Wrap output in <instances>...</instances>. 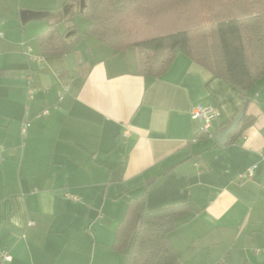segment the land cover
Wrapping results in <instances>:
<instances>
[{
  "label": "crops",
  "instance_id": "0c3cea01",
  "mask_svg": "<svg viewBox=\"0 0 264 264\" xmlns=\"http://www.w3.org/2000/svg\"><path fill=\"white\" fill-rule=\"evenodd\" d=\"M68 3L78 7L0 0V256L126 264L113 248L116 226L144 192L147 211L189 208L169 234L177 256L168 264H264V75L244 107L236 86L180 51L157 77L82 32L75 51L40 56L36 36L71 14L27 30L41 18L23 23L20 13ZM197 104L220 111L213 137L196 136ZM241 110L238 134L218 144Z\"/></svg>",
  "mask_w": 264,
  "mask_h": 264
},
{
  "label": "trees",
  "instance_id": "16d2710c",
  "mask_svg": "<svg viewBox=\"0 0 264 264\" xmlns=\"http://www.w3.org/2000/svg\"><path fill=\"white\" fill-rule=\"evenodd\" d=\"M87 0L84 34L115 53L130 52L137 74L157 77L182 52L214 75L247 92L264 75V0ZM71 4L41 12L39 18H65ZM71 25L66 33L75 29ZM55 23L36 36L39 55L63 56L76 50L78 30L65 37ZM245 115L241 122L243 123ZM241 122L230 134L239 132ZM197 137H203L196 133ZM185 205L146 210L144 192L130 198L116 226L113 248L126 264H168L177 256L169 234L187 217Z\"/></svg>",
  "mask_w": 264,
  "mask_h": 264
},
{
  "label": "built area",
  "instance_id": "2783aa9c",
  "mask_svg": "<svg viewBox=\"0 0 264 264\" xmlns=\"http://www.w3.org/2000/svg\"><path fill=\"white\" fill-rule=\"evenodd\" d=\"M30 50L28 49L27 52ZM34 88L29 87L28 97L31 98L33 94ZM48 112L47 109H44L41 114H46ZM191 121L194 125L195 132L205 137H213L215 122L220 117V111L212 106H205L202 104H197L191 108L190 112ZM29 126V122L24 123L22 126V132L24 133L26 128ZM1 151V146H0ZM0 161H1V153H0ZM255 167V166H253ZM241 177H249L251 176L250 172H244L240 175ZM11 260V256L7 253H3L0 256V264H7Z\"/></svg>",
  "mask_w": 264,
  "mask_h": 264
},
{
  "label": "water",
  "instance_id": "95a60500",
  "mask_svg": "<svg viewBox=\"0 0 264 264\" xmlns=\"http://www.w3.org/2000/svg\"><path fill=\"white\" fill-rule=\"evenodd\" d=\"M87 5H88L87 0H79L78 10L81 13H85ZM39 15H40L39 12L22 11L20 13V18H21V21L25 23L27 20L36 18ZM72 33H74V30L69 31L66 34V37L70 36ZM242 116H243V110H241L228 125H226L224 128H221L217 131V133L214 135V139L216 140L218 144L224 145L228 141V137L230 133L236 128ZM189 206L191 207V205Z\"/></svg>",
  "mask_w": 264,
  "mask_h": 264
},
{
  "label": "rangeland",
  "instance_id": "374dc122",
  "mask_svg": "<svg viewBox=\"0 0 264 264\" xmlns=\"http://www.w3.org/2000/svg\"><path fill=\"white\" fill-rule=\"evenodd\" d=\"M64 1L73 2L75 5L79 3V0H64ZM225 1H229V0H206L205 2L219 3V2H225ZM56 18L59 19V17H56ZM47 20H48L47 18H41V19H36L34 21H30L29 23H27L26 28L28 30L32 24L35 25V24L47 23L48 22ZM88 22H89V19L87 18V16H85L84 13H81L78 10V7H76V9H74L71 12V15L67 21H63V22H60L58 24V28L61 31H64L65 30V24L75 25V27L78 29L79 32L85 33V31L87 30V27H88ZM31 40H33V38H31Z\"/></svg>",
  "mask_w": 264,
  "mask_h": 264
}]
</instances>
